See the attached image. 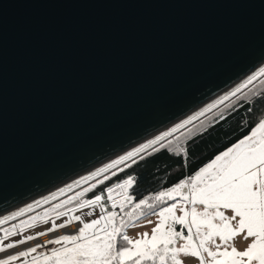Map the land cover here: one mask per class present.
<instances>
[{
    "label": "water",
    "instance_id": "water-1",
    "mask_svg": "<svg viewBox=\"0 0 264 264\" xmlns=\"http://www.w3.org/2000/svg\"><path fill=\"white\" fill-rule=\"evenodd\" d=\"M264 62V0H0V214Z\"/></svg>",
    "mask_w": 264,
    "mask_h": 264
},
{
    "label": "snow or ice",
    "instance_id": "snow-or-ice-1",
    "mask_svg": "<svg viewBox=\"0 0 264 264\" xmlns=\"http://www.w3.org/2000/svg\"><path fill=\"white\" fill-rule=\"evenodd\" d=\"M260 77H264V64L199 112L153 139L50 196L0 215L2 226L34 212L36 207L50 204L74 188L88 185L74 195L51 204L42 214L28 216L10 228L0 227L4 233L0 238V253H5L0 257V264H13L15 261H21V264H184L183 258L186 257L196 258L199 264H264V112L257 115V105L264 107V90L252 93L251 97L245 94L243 103H238V108L249 114L247 119L242 117L237 122L238 127L249 129L247 134L171 186L138 198L137 177L125 173V169L135 171L133 165L145 159L142 153L148 149L152 153L162 149L173 151V141L168 137L231 97H236ZM261 83L264 84V81ZM239 99L237 97V102ZM238 108L237 104H233L230 112L239 114ZM219 121L227 122L222 112L216 123ZM199 132V128L195 129V133L193 129H188L189 136L194 137ZM176 139L179 140V137ZM192 142H195L194 139ZM189 153L190 149L185 147L176 149V155L185 168L188 161L184 158ZM117 172L123 173L124 178ZM105 181L109 183L105 184ZM98 186L102 187L94 191ZM88 193L92 195L85 198ZM141 220L154 225L151 233L145 231L137 233L136 237L129 236L128 229L144 226ZM37 223L50 226L34 235H24ZM61 229L68 231L60 234ZM45 236L48 239L39 240ZM10 237L18 238L5 243ZM237 238L250 242L239 250L236 247ZM33 241L38 242L30 243ZM12 249L17 251L9 252Z\"/></svg>",
    "mask_w": 264,
    "mask_h": 264
},
{
    "label": "trees",
    "instance_id": "trees-1",
    "mask_svg": "<svg viewBox=\"0 0 264 264\" xmlns=\"http://www.w3.org/2000/svg\"><path fill=\"white\" fill-rule=\"evenodd\" d=\"M261 81H264V77L245 88L236 97L224 103L214 112H211L186 128L181 129L180 132L175 133L172 137H169L168 139L173 141V151L168 152L162 149L158 153H152V150L149 149L147 152L142 153L145 159L139 161L138 165H133V169H135L134 172L125 169V173L137 177L139 184L137 189L138 198L140 196L155 193L163 187L171 186L173 183L177 182L178 179L183 178L184 175L191 174L204 163H207L218 151H223L225 147L235 142L237 138L247 134L249 129L238 127L237 122L240 121L242 117L247 119L249 114H247L244 109L238 108V103H243L245 94L251 97L252 93L264 90V84H262ZM237 97L240 98L239 102H237ZM233 104H237L239 114H237L236 111L230 112V108ZM245 107H247V104H245ZM221 112L226 117L227 122L219 121L217 124L216 120ZM261 112H264V107L257 105V115L259 116ZM201 121H203V126H201ZM196 128H199L200 132L196 133L194 137L189 136L188 129H193L195 133ZM205 129H207V131H205ZM177 137H179V140L176 139ZM193 139L195 141L194 143L192 142ZM156 147H159V145ZM177 147L190 149L189 156L184 158L188 161L187 168L182 166L183 162L180 160V157L176 155ZM193 152L194 154H192ZM148 153L152 154L149 155ZM122 166L123 165L120 167ZM113 171H115V169ZM107 174L110 175V173ZM117 175L124 178L123 173L117 172ZM112 179L115 181L116 178L113 177ZM92 182L94 181H91V183ZM108 183V181H105V184ZM87 186L88 185L85 187ZM101 187L102 186H98L97 190L94 191H98ZM91 195L92 193H88L85 198H89ZM177 229H180L179 225Z\"/></svg>",
    "mask_w": 264,
    "mask_h": 264
},
{
    "label": "rangeland",
    "instance_id": "rangeland-1",
    "mask_svg": "<svg viewBox=\"0 0 264 264\" xmlns=\"http://www.w3.org/2000/svg\"><path fill=\"white\" fill-rule=\"evenodd\" d=\"M262 64H264V62L261 63L260 65H262ZM260 65H259V66H260ZM259 66H258V67H259ZM256 68H257V67H256ZM256 68H255V69H256ZM255 69H254V70H255ZM252 71H253V70H252ZM252 71H251V72H252ZM251 72H250V73H251ZM250 73H248L247 75H249ZM247 75H246V76H247ZM246 76H244V77L241 78L239 81H237L236 83L232 84L231 86H229L228 88H226V89L223 90L222 92L218 93L217 95H215L214 97H212L211 99H209L208 101H206L205 103H203L202 105H200L199 107H197L196 109H194L193 111L187 113V114L184 115L183 117H181V118L177 119L176 121L172 122V123L169 124L167 127L163 128V129L157 131L156 133L150 135L149 137H147V138L141 140L140 142H138V143L134 144L133 146L129 147L128 149H126V150H124V151H122V152H120V153H118V154H116V155L110 157L109 159H107V160L101 162L100 164H98V165L92 167L91 169L87 170L86 172H84V173H82V174H80V175H78V176H76V177H74V178L68 180L67 182H64L63 184L57 186L56 188H54V189H52V190H50V191H47V192H45L44 194H42V195H40V196H38V197H36V198H34V199H31V200H29V201H27V202H25V203H23V204H21V205L15 207V208L11 209V210H8V211H6V212H4V213H2V214H0V215H6V214H8L9 212L16 211L17 209L26 206L27 204H31V203H33V201L41 200V199H42L43 197H45V196H50L51 193L58 192V190H59L60 188H63L65 185H67V184H69V183H72L74 180H77V179H79V178L82 177V176H87L89 173L95 171L97 168L102 167L104 164L110 163L112 160L117 159L119 156L125 154L127 151H130L132 148H134V147H138L139 145L146 143L148 140L153 139L155 136L159 135L161 132L166 131V130H168L169 128L173 127L175 124L179 123L181 120H184V119H186L187 117L192 116V115H194L195 113L199 112L201 109H203L204 107H206L208 104L212 103L214 100L218 99V98H219L220 96H222L224 93H226V92L230 91L232 88H234L237 84H239L241 81H243V80L246 78ZM260 78H262V77H260ZM260 78H258L257 80H259ZM257 80H255V81H257ZM255 81H253V83H254ZM253 83H252V84H253ZM250 85H251V84H249L248 86H250ZM244 89H245V88H244ZM244 89H242V91H243ZM242 91H241V92H242ZM238 94H239V93H237V95H238ZM233 98H234V97H231L230 100H232ZM230 100H228V101H230ZM228 101H225L224 103H226V102H228ZM224 103H223V104H224ZM223 104L219 105L217 108L213 109L211 112H214L216 109H218V108H219L220 106H222ZM211 112H208V113H206L204 116H201L198 120L204 118L205 116H207V115L210 114ZM198 120L193 121V123H195V122L198 121ZM193 123H192V124H193ZM189 125H191V124H189ZM189 125H187V126H189ZM187 126H186V127H187ZM171 137H172V136H171ZM168 138H169V137H168ZM148 150H149V149H148ZM113 170H114V169H113ZM89 183H91V181H90ZM86 185H87V184H83V185H81L80 188H74L72 192H68V193H66L65 195L58 196V199H57V200H53V201H51L50 204H43L41 207H36L34 212L27 213L25 216H23V217H19L17 220L9 221L7 224H4V225H2V226H0V227H3V228H10V226H11L12 224H16V223H18L19 220H26V219L28 218V216L36 215V213H41V214H42V213L44 212L45 209H48V208L51 207V204L58 203L59 200L66 199L67 196L74 195L75 192H78L81 188L85 187ZM117 199H119V197H117ZM85 211H86V210H85ZM96 212L99 213V209H97ZM77 214H80V213H77ZM92 218H95V216H94V217H85V219H92ZM62 219H64V218H62ZM59 222H60V221H57V223H59ZM77 223H78V222H77ZM141 225H144V226H138V227H135V228H130V229H128V234H129V236H131V237H136V234H137V233H142V232H145V231L149 232V234L151 233V225H150V224H141ZM49 226H50V224L46 225V224H43V223H37L35 227H33L32 229L26 231V232L24 233V235H34L36 232H38V231H43V230H45V229H46L47 227H49ZM73 226H75V225H73ZM66 231H68V229H61V230H60V234H63V233L66 232ZM131 232H132V233H131ZM3 235H4V233H3L2 231H0V238H2ZM52 235H55V234H52ZM17 238H18V237H10L8 241H5V243L11 242L12 240L17 239ZM41 238H42V237H40L39 240H41ZM46 239H48V237L45 238L44 240H46ZM41 241H42V240H41ZM36 242H38V241H33V242H30V243H36ZM20 247L23 248V247H26V246H20ZM49 247H52V246L50 245ZM15 251H17V249L9 250V252H15ZM4 255H5V253H0V257H3ZM13 264H21V261H15V262H13Z\"/></svg>",
    "mask_w": 264,
    "mask_h": 264
},
{
    "label": "crops",
    "instance_id": "crops-1",
    "mask_svg": "<svg viewBox=\"0 0 264 264\" xmlns=\"http://www.w3.org/2000/svg\"><path fill=\"white\" fill-rule=\"evenodd\" d=\"M179 214V213H177ZM149 219H152V220H156L155 217H149ZM141 224H145L143 220H141L140 222ZM154 225H151V228L153 227ZM179 230V229H177ZM132 233V232H131ZM185 234H186V230H185ZM250 242V241H248ZM246 241H244L242 238H237L236 240V247L239 249V250H243L246 246H247V243ZM184 259V264H199L198 260L196 258H193V257H186V258H183Z\"/></svg>",
    "mask_w": 264,
    "mask_h": 264
},
{
    "label": "bare ground",
    "instance_id": "bare-ground-1",
    "mask_svg": "<svg viewBox=\"0 0 264 264\" xmlns=\"http://www.w3.org/2000/svg\"><path fill=\"white\" fill-rule=\"evenodd\" d=\"M73 227H74V226H73ZM45 238H47V236H45V237H42V238H41V240H44Z\"/></svg>",
    "mask_w": 264,
    "mask_h": 264
}]
</instances>
